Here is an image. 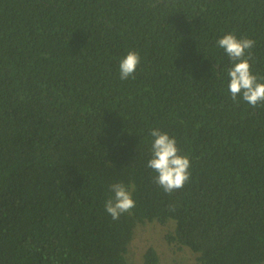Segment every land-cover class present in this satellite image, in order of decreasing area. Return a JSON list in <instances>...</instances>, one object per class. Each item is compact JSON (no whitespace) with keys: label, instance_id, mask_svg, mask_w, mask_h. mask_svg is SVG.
<instances>
[{"label":"trees","instance_id":"obj_1","mask_svg":"<svg viewBox=\"0 0 264 264\" xmlns=\"http://www.w3.org/2000/svg\"><path fill=\"white\" fill-rule=\"evenodd\" d=\"M224 32L255 39L264 75V0H0V264H132L148 222L195 264L264 262V106L232 103ZM127 49L142 67L122 82ZM149 126L191 160L171 195L144 167ZM116 181L136 207L113 221Z\"/></svg>","mask_w":264,"mask_h":264},{"label":"clouds","instance_id":"obj_2","mask_svg":"<svg viewBox=\"0 0 264 264\" xmlns=\"http://www.w3.org/2000/svg\"><path fill=\"white\" fill-rule=\"evenodd\" d=\"M255 46V39L246 34L237 36L235 32H224L214 41V47L222 50L229 61L222 71L227 77V92L232 103H245L252 108L264 106V75L253 71ZM117 63L120 81L135 80L142 67V57L138 50L127 49ZM147 138L149 158L144 167L155 173L153 183L169 195L182 189L190 181L191 160L181 152L177 138L159 126H149ZM134 187L121 181L107 186L103 207L113 221H118L125 213L132 214L136 207L132 197Z\"/></svg>","mask_w":264,"mask_h":264},{"label":"rangeland","instance_id":"obj_3","mask_svg":"<svg viewBox=\"0 0 264 264\" xmlns=\"http://www.w3.org/2000/svg\"><path fill=\"white\" fill-rule=\"evenodd\" d=\"M169 230L167 225L148 222L139 225L129 245L127 258L132 264H142V255L147 247L152 246L158 254V264H195V255L187 248L178 249L170 245L164 235ZM261 264H264L262 262Z\"/></svg>","mask_w":264,"mask_h":264}]
</instances>
